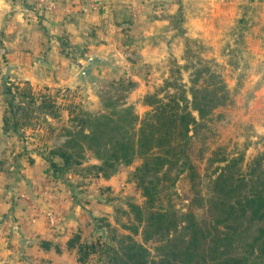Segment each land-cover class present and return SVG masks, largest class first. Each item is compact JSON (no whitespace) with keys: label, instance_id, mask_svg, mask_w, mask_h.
<instances>
[{"label":"rangeland","instance_id":"374dc122","mask_svg":"<svg viewBox=\"0 0 264 264\" xmlns=\"http://www.w3.org/2000/svg\"><path fill=\"white\" fill-rule=\"evenodd\" d=\"M48 50L61 56L54 77L71 83L32 85L17 75L48 67ZM91 57L110 64L93 67L95 84L80 83ZM206 80L223 81L228 99L200 132L197 162L204 174L224 166L211 167L216 152L247 173L264 160V0H0V264H104L107 225L129 235L122 226L134 217L122 210L131 212L128 202L146 207L135 177L143 160L107 178L97 174L103 163L90 143L80 166L59 155L73 135H90L81 122L88 115L131 108L142 121L157 104L184 106ZM51 161L65 164L57 181ZM183 187L179 208L190 196ZM143 233L137 241L157 256L155 238L147 243Z\"/></svg>","mask_w":264,"mask_h":264},{"label":"trees","instance_id":"16d2710c","mask_svg":"<svg viewBox=\"0 0 264 264\" xmlns=\"http://www.w3.org/2000/svg\"><path fill=\"white\" fill-rule=\"evenodd\" d=\"M226 91L223 81L206 80L191 88L192 99L184 98V106L177 99L169 106L157 104L142 121L131 108L107 115L90 114L81 121L90 126V135L78 133L66 143L68 150L59 155L66 165H82L84 143L91 144L103 163L95 168L97 174L107 178L120 166L143 160L135 177L147 199L146 207L128 202L131 212L122 210L130 220L134 217L130 225L122 226L129 235L107 225L112 237H104V264H264V160L249 164L247 173L239 169L238 159L216 152L213 155L220 158L212 161L211 167L213 163L224 166L204 174L198 164L203 155L200 132L209 129L213 111L226 103ZM50 163L57 181L65 164ZM181 181L185 183L183 191L190 195L184 208L176 204L182 194L178 190ZM140 227L144 228L145 242L155 238L157 256L137 241ZM80 239V234L75 235L68 242L69 249ZM43 246L47 250L57 247L48 241Z\"/></svg>","mask_w":264,"mask_h":264},{"label":"crops","instance_id":"0c3cea01","mask_svg":"<svg viewBox=\"0 0 264 264\" xmlns=\"http://www.w3.org/2000/svg\"><path fill=\"white\" fill-rule=\"evenodd\" d=\"M80 41L79 39H76ZM56 49V48H55ZM39 49L35 50L34 55H36ZM50 52V58H49V66L48 67H34V66H28L27 69H20L17 72V75L25 77L29 82L34 83L39 82V83H47V84H52L51 86H62L65 84H69L72 82V79H63L60 76L59 77H54L55 75V68L57 69L59 66L57 63L60 62L61 56L60 53H58L56 50H54V53L51 52V50H48ZM38 55V54H37ZM31 60H33L31 58ZM31 62V61H30ZM32 63V62H31ZM30 63V64H31ZM58 75V74H57Z\"/></svg>","mask_w":264,"mask_h":264},{"label":"water","instance_id":"95a60500","mask_svg":"<svg viewBox=\"0 0 264 264\" xmlns=\"http://www.w3.org/2000/svg\"><path fill=\"white\" fill-rule=\"evenodd\" d=\"M45 63V62H43ZM109 65L110 61L108 59H102L101 57H91L87 64L82 68V72L81 75L79 76L80 79V83L85 82L87 79H89L93 84L96 83V76L94 74V66H100V65ZM10 69H7V75H6V79L8 78V76L10 75ZM25 243V241H24Z\"/></svg>","mask_w":264,"mask_h":264},{"label":"built area","instance_id":"2783aa9c","mask_svg":"<svg viewBox=\"0 0 264 264\" xmlns=\"http://www.w3.org/2000/svg\"><path fill=\"white\" fill-rule=\"evenodd\" d=\"M50 221H51V224H52V226H56V216L55 215H53L52 213L50 214Z\"/></svg>","mask_w":264,"mask_h":264}]
</instances>
